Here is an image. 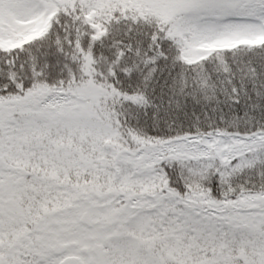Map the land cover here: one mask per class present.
<instances>
[{"label":"snow or ice","instance_id":"snow-or-ice-1","mask_svg":"<svg viewBox=\"0 0 264 264\" xmlns=\"http://www.w3.org/2000/svg\"><path fill=\"white\" fill-rule=\"evenodd\" d=\"M0 264H264V0H0Z\"/></svg>","mask_w":264,"mask_h":264}]
</instances>
